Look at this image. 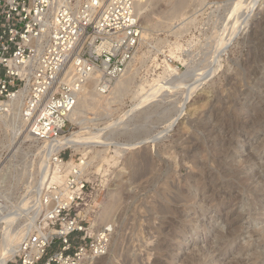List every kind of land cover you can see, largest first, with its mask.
I'll return each instance as SVG.
<instances>
[{"label":"rangeland","instance_id":"374dc122","mask_svg":"<svg viewBox=\"0 0 264 264\" xmlns=\"http://www.w3.org/2000/svg\"><path fill=\"white\" fill-rule=\"evenodd\" d=\"M180 1H187L183 17L168 15V0L145 3L141 25L147 36L132 57L131 93L104 118L130 111L135 88L162 75L167 64L186 74V85L208 74L184 110L181 89L114 133L123 146L89 149L98 218L107 207L108 216L100 219L115 227L107 256L93 264H264V241L256 233L264 229V0L230 41L255 0ZM13 120H0V204L8 208L0 218L28 194L32 205L42 164L41 147L23 131L9 143ZM94 127L87 133L97 132ZM160 132L163 137L152 142ZM144 138L148 145L133 148ZM161 206L175 212L164 214ZM31 215L0 225V249L7 247L9 232L27 228Z\"/></svg>","mask_w":264,"mask_h":264},{"label":"built area","instance_id":"2783aa9c","mask_svg":"<svg viewBox=\"0 0 264 264\" xmlns=\"http://www.w3.org/2000/svg\"><path fill=\"white\" fill-rule=\"evenodd\" d=\"M142 2L0 0V105L13 104L0 114L18 116L46 161L35 222L9 264H93L108 254L115 227L98 218L91 166L61 141L78 129L70 116L85 89L107 95L127 73L142 42Z\"/></svg>","mask_w":264,"mask_h":264},{"label":"bare ground","instance_id":"6f19581e","mask_svg":"<svg viewBox=\"0 0 264 264\" xmlns=\"http://www.w3.org/2000/svg\"><path fill=\"white\" fill-rule=\"evenodd\" d=\"M148 1H151V0H143V2H142L143 4H141L139 7L138 13H139L141 20H143V17H145L144 16L145 12H142V10L143 9L146 10L144 7H145V3ZM168 1H169L168 3L172 2V9L170 10L171 12L169 11L170 14L168 12V15L175 16V17H177V16L183 17L185 15L184 10H185L187 1H180V0L179 1L168 0ZM260 1L261 0H255L252 3L250 10L246 16V19L244 18L245 20L244 19L241 20L243 22L242 26L244 24V26H243L244 28H242V29L237 28V30L235 32H233L234 34L231 36L232 38L230 37L228 39L229 41H230V39L234 40L233 37H236L239 34V31L247 28V26L250 23L251 17H253V14L257 10H259L258 8L261 6ZM245 15H246V13H245ZM145 18H147V17H145ZM239 23H241V22H239ZM145 32L143 35L147 36V34ZM221 43H222V41H221ZM221 43H220V45H222ZM228 44H230V43H228ZM225 47H227V46L225 45ZM226 49L227 48H225V50ZM220 50H222V49H220ZM222 52L224 53V51H222ZM132 60L128 66L127 73L125 74L124 78L120 79L119 81L116 82L112 91L109 94H107V95L98 94V92H97L96 88H94V86H91L90 88H86L84 93L81 95V97L79 99V104H78L77 109L70 116L71 123L74 126H77L78 128L80 127L81 130L77 131V132H73L72 135L69 136L67 140L61 141V142L64 143L65 145L71 147L74 150V152H76V153L81 152L83 154L82 159L86 160L88 167L91 166V162L94 159L93 158L91 161H88V156L90 153H92L91 151H89V149L96 147L97 145H100L101 147L104 146L105 148L110 147L113 144H115L117 146L118 145L123 146L124 144L115 143L114 138L111 135H113L114 133L116 134V133L120 132L121 130L126 131L125 129H128L131 126L133 119L139 115V112L143 113V111L148 106L153 104L154 102H157L161 98H164L171 93H176V92H179L181 89H185L186 94L184 93L185 99H184V102H183L184 104H183V108H182V110H184L187 107V105L190 103V100L193 97V94L199 89L200 86H202L204 84V80L206 79L205 76L208 74V73L207 74L205 73L206 75L202 76V77H204L203 81H199L200 79L198 77L197 78L198 80L196 79L197 81H195L193 84H191L192 83L191 82L190 85H189V83L186 85V83H187L186 74L180 73V71L177 70V68L173 69L169 64H167V66H165V68H166L164 70L165 72L162 75L158 76L157 78H153L152 81H149V80L146 81L145 80L144 83H142L141 85H139L138 87L135 88L134 92H132L133 93L132 94L133 95V104H132L130 111L125 113L123 116H120L121 118L119 117V119H112L111 120V118H104V116L109 117L111 115L112 107L114 104H116L119 101H122L121 99L124 96H126L128 93H131V85H132L133 76H134V74H132L130 72V69L132 67ZM219 60H221V59H219ZM215 63H217V62H215ZM219 64H221V63H219ZM216 69L218 70L219 68L216 67ZM216 69L214 70V72H216ZM209 74H210V72H209ZM210 76L212 77L211 74H210ZM210 76L208 75V77H210ZM201 80H202V78H201ZM12 105H13L12 102H9L6 104H2L0 106H1V108L3 107V109H4V108H10V107H12ZM89 111H95L97 113V115L95 113V115L97 117H94L96 119H94V118L91 119L88 117L87 112H89ZM3 118L8 119L6 115L0 114V120ZM102 121L104 123L103 125H105L104 128H100V124ZM176 124H177V120L175 122H173L168 127V130H165L166 133H167V131H171L172 129H174ZM23 126L24 125L21 122H18V116L16 115V117L14 118V120L11 124V127L14 130V134H13L14 137L12 139H9L10 144H12L15 137H17L19 133H22ZM90 126H95L97 132L87 133L88 132L87 129H90L89 128ZM95 127H94V129H95ZM165 131H163L164 134H165ZM163 133L160 132V134H158L157 137L152 139V142L159 141L161 139V137H163ZM23 135H24V138L29 140L30 137L27 134L23 133ZM114 136H116V135H114ZM61 140H63V139H61ZM149 143H150V141L148 139L144 138L143 140H140V142L137 145L133 146V148L146 146ZM115 145H113V146H115ZM108 150H109V148H108ZM108 150H107V152H108ZM117 154L119 155L118 151L116 152V155ZM99 155H100V153H99ZM101 157L103 158V156H101ZM98 158H100V157H98ZM104 159H105V157H104ZM45 163H46V161L44 160L41 164V172H43V170H44V167L46 165ZM90 170H91V168L89 169V174H90ZM43 182H44V176L42 177V183ZM41 186H42V184H41ZM41 186H39V188H41ZM28 196H29V194H28ZM28 196H27V199L23 198L22 199L23 201L21 199H19L21 201H19L17 206L14 207L15 208L14 212H10L8 216H4V217L0 218V225L4 224L6 226L7 225L10 226L11 223L13 224V222H16V219L18 217L20 218V216H23V215L28 216L30 214L29 213L30 212L29 207H27V206H30V203L28 200L30 198H28ZM37 196H38V192H37ZM35 206L30 207V209H32L34 211V213H33L34 215H33V218L28 217L30 223L28 225L26 224L27 228L25 227L26 229L24 228V229L20 230L18 232V234L14 235V236H12L11 235L12 233L9 232L8 236H10L9 237L10 241L6 245L7 247L3 246V248L0 249V264H9V262L15 260V257L18 254V249H19V245H20V244H17V242H20V240L25 236V234L31 230L30 228L35 222V215H36V211H37V210H35ZM3 209H8V208H7V206H2L0 204V211ZM103 209L104 210L102 212V215H100L101 216L100 218L105 217V215H107V213L109 214V212H107V209H108L107 207H105ZM174 210H175V208L167 206V207H162L160 211L164 214L165 213L167 214L168 212L169 213L175 212ZM7 228H5V229H7ZM7 230H9V229H7ZM9 231H11V230H9ZM4 232H5V230H4ZM256 233L264 241V229H261L260 231H256ZM6 234H7V231H6ZM5 237H7V235ZM5 237H4L3 241L8 239V237H7V239H5ZM7 242H8V240H7ZM114 244H115V242H114ZM256 254H257V256H259V254L257 252H256Z\"/></svg>","mask_w":264,"mask_h":264}]
</instances>
